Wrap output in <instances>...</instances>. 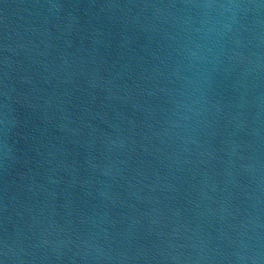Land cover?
Wrapping results in <instances>:
<instances>
[{
	"label": "water",
	"instance_id": "obj_1",
	"mask_svg": "<svg viewBox=\"0 0 264 264\" xmlns=\"http://www.w3.org/2000/svg\"><path fill=\"white\" fill-rule=\"evenodd\" d=\"M0 264H264V0H0Z\"/></svg>",
	"mask_w": 264,
	"mask_h": 264
},
{
	"label": "clouds",
	"instance_id": "obj_2",
	"mask_svg": "<svg viewBox=\"0 0 264 264\" xmlns=\"http://www.w3.org/2000/svg\"><path fill=\"white\" fill-rule=\"evenodd\" d=\"M221 7L225 8L227 10V5H222ZM215 31L214 27H208L205 31V39L211 41L212 39V33Z\"/></svg>",
	"mask_w": 264,
	"mask_h": 264
}]
</instances>
